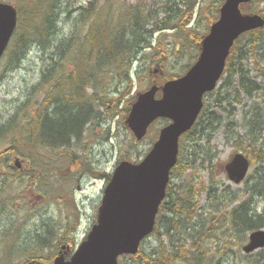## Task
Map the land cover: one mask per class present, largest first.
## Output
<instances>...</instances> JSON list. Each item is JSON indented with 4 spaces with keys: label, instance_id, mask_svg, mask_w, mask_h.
<instances>
[{
    "label": "trees",
    "instance_id": "obj_1",
    "mask_svg": "<svg viewBox=\"0 0 264 264\" xmlns=\"http://www.w3.org/2000/svg\"><path fill=\"white\" fill-rule=\"evenodd\" d=\"M13 2L18 8L19 26L10 44V62L21 63L34 45L44 55L49 54V61L25 100L0 125V166L2 163L8 169L17 157L24 159V163L34 167L24 171L33 181L38 174L46 175L54 169L62 175L82 170L94 178L109 180L110 174L94 167L95 129L102 128V135H109L114 122L130 132L126 119L137 93L154 84L162 86L190 69L225 0H208L206 6L205 0H166L163 4L90 0L78 7L71 34L64 37L59 26L67 9L64 0ZM261 3L251 0L242 10L264 15ZM165 36L172 39L171 46L163 45ZM262 49L264 27L247 32L235 42L223 82L205 96L196 124L180 140L179 159L171 171L154 231L136 255L122 256L119 264H264V249L244 252L249 233L264 227V113L259 104L243 101V95L253 98L264 92V66L257 62L258 77L245 64L247 60L264 58L259 57ZM135 63L140 64L136 71L138 81L147 82L136 91ZM154 64L158 71L150 75L148 70ZM214 96L218 98L217 107L231 109L226 119L210 110ZM235 102L245 109L244 134L237 132L232 119ZM223 126L235 148L252 157L253 170L242 187L236 189L223 183L219 174L223 165L211 153L213 135ZM159 129L155 124L151 127L146 137L151 144ZM143 143L132 136L124 159L139 161L145 151L139 155L137 147ZM193 165L198 168L189 175ZM186 174V181L176 182ZM203 194L207 207L201 205ZM5 200L0 196L3 263L9 257L13 260H8L9 264H53L62 247L69 254L75 248V225L62 227L44 221L42 227L21 233L5 212L10 207ZM20 234L23 251L16 252ZM11 237L14 240L8 243Z\"/></svg>",
    "mask_w": 264,
    "mask_h": 264
},
{
    "label": "water",
    "instance_id": "obj_2",
    "mask_svg": "<svg viewBox=\"0 0 264 264\" xmlns=\"http://www.w3.org/2000/svg\"><path fill=\"white\" fill-rule=\"evenodd\" d=\"M250 0H226L219 19L202 42L198 60L182 77L169 80L162 88L154 85L140 93L132 105L127 124L138 140L158 119L170 123L161 129L152 149L139 163L122 161L108 182L96 224L69 260L54 264H119V257L136 254L141 242L155 227L165 199L170 172L178 162L181 136L195 124L204 106V95L221 79L235 41L245 32L264 26V17L244 14L241 5ZM14 5L0 2V60L17 28ZM162 95L157 98L158 91ZM250 168L249 159L238 153L226 165L229 178L241 183ZM264 248V229L253 231L244 247L247 253Z\"/></svg>",
    "mask_w": 264,
    "mask_h": 264
},
{
    "label": "rangeland",
    "instance_id": "obj_3",
    "mask_svg": "<svg viewBox=\"0 0 264 264\" xmlns=\"http://www.w3.org/2000/svg\"><path fill=\"white\" fill-rule=\"evenodd\" d=\"M0 1L12 3L13 1L19 2L20 0ZM89 1L90 0H64V7H67V9H64L65 13L61 16L64 23L62 22V24L59 25L62 27L60 32L62 37L71 34L74 19L79 15V11L77 10L78 7L86 5ZM126 1L138 2L142 0ZM165 1L166 0H144V2H154L156 4H163ZM258 1L262 2L261 5L259 4L260 6H264V0ZM207 3L208 0H205L203 6H206ZM200 5H202V2ZM67 10H73V12L68 15ZM198 10L199 7L195 11L194 19L196 18ZM192 24H194V21ZM163 38L165 39L163 44L165 47L172 45V39L169 36ZM9 51L0 65V125L5 122V120L14 112L15 108L25 100L29 88L39 81L41 70L44 64L49 61V54L44 55L43 51L35 45L31 47L24 60L19 64L10 62ZM259 52V57L264 55V49L259 50ZM257 62L264 66V58L255 62L254 60H247L245 64L253 71V76L260 77L256 69ZM139 66V63H135L133 70V78L136 84L134 91L136 88H139L140 90V88L144 85L146 86L147 83L146 80L143 79L142 82L144 83L141 84V81H138L136 77V71ZM156 70H158V68L156 64H154L150 66L148 72L151 75L155 73ZM243 97L244 103H247L248 105L252 103L259 104L264 113V92H258L253 98H247L244 95ZM210 102V110L226 119L228 112L231 109L226 106L217 107L219 102L216 96L212 97ZM234 105L237 106V108L234 110L232 119L237 125V132L244 134L245 123L243 120L245 109L236 102ZM163 123L164 122L160 121L157 126L159 127ZM101 131L102 128L95 129L97 135L92 139L94 140L92 145L93 157L96 159L95 161L97 163V166L94 164V167H99L96 169L112 174L115 166L120 160L125 158L126 147L130 144V138L133 134L131 131L129 132L125 129L122 124L117 125L114 122L112 123V130L109 135H102L104 133ZM150 143L151 140L148 139L142 145L139 144L137 147V153L139 152V155H142L143 151L149 147ZM199 144L203 146L204 142L200 141ZM262 146L264 148V141ZM244 148L246 149V144H244ZM239 151L241 150L236 149L227 139L224 126L214 133L211 143V153L215 156V161L217 163L224 166V164L229 162ZM242 152H245V150ZM187 153L190 154L189 151H187ZM23 160L24 159H21V163L19 164L21 165L20 171H22L20 174H18V171L14 168L15 165L18 166L15 161L11 162L12 164L8 169H6L2 163L0 166V196L2 200L6 199L5 203L10 204V207L8 206V211H5L6 214L12 218L14 225L20 228L21 233L31 232L35 226L42 227L44 221L46 223L51 221L52 224L62 227H65L66 225H75L74 239L76 246L79 245L86 238L97 218V211L104 195V189L107 186V179L94 178L89 173L82 172V170H80V172L62 175L60 174L59 169H54L53 172L50 171L47 174L44 172L46 175L38 174V177L33 181H30V178H27L24 171L31 169L34 170V167L24 163ZM193 166L194 168L192 167L188 171L189 175L195 173V169L198 168V165ZM223 169V167L219 169V174H222L221 178L223 183L231 185L234 189L242 187V185L235 186L234 183L229 181L227 175L223 173ZM187 178L186 174L181 181L176 180V182L182 183V181H186ZM201 205L202 207H207L204 206L206 205L205 194L202 195ZM25 235L26 234L24 233V237ZM20 237L21 234L16 240V252L23 251L19 246V241L21 240ZM13 240L14 239L11 237L7 242L9 243V241L12 242ZM0 243V264H9V261L11 262L13 260L8 257L3 263L4 243L2 239L0 240ZM44 264L49 263L44 261Z\"/></svg>",
    "mask_w": 264,
    "mask_h": 264
},
{
    "label": "bare ground",
    "instance_id": "obj_4",
    "mask_svg": "<svg viewBox=\"0 0 264 264\" xmlns=\"http://www.w3.org/2000/svg\"><path fill=\"white\" fill-rule=\"evenodd\" d=\"M77 18V17H76ZM78 19H79V17H78Z\"/></svg>",
    "mask_w": 264,
    "mask_h": 264
}]
</instances>
